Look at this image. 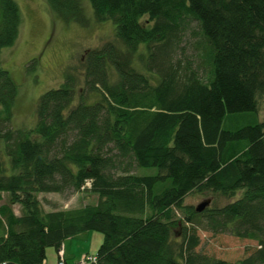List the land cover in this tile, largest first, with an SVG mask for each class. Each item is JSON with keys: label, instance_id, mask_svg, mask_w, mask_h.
Wrapping results in <instances>:
<instances>
[{"label": "trees", "instance_id": "obj_1", "mask_svg": "<svg viewBox=\"0 0 264 264\" xmlns=\"http://www.w3.org/2000/svg\"><path fill=\"white\" fill-rule=\"evenodd\" d=\"M44 1L87 25L81 0ZM88 2L114 40L88 52L84 88L66 72L32 128L0 131V262L43 264L48 248L97 232L98 264H230L195 251L202 230L256 241L238 264H264V0ZM20 24L16 2L0 0V52ZM16 94L0 60V122ZM81 191L96 203L45 212L37 199ZM197 194L227 202L197 212L184 204Z\"/></svg>", "mask_w": 264, "mask_h": 264}, {"label": "rangeland", "instance_id": "obj_2", "mask_svg": "<svg viewBox=\"0 0 264 264\" xmlns=\"http://www.w3.org/2000/svg\"><path fill=\"white\" fill-rule=\"evenodd\" d=\"M14 1L20 11L19 36L13 47L1 50L0 60L2 68L8 71L14 81L17 94L10 122H0L1 132L32 128L36 122L35 108L40 96L63 83L66 72L75 75L76 91L80 92L84 88L88 52L114 40V24L111 21L94 20L88 0H81L88 20L86 26L62 21L44 0ZM193 28L196 29V26L193 25ZM193 54L192 44L186 45L185 56L181 57V61H186L185 58L191 61ZM259 120L264 122V98L259 102ZM2 149L3 143L0 139V159L5 158ZM135 172L150 175L154 174L155 170L136 169ZM50 197L55 199L58 209L64 211L94 205L97 201L96 196L89 192L74 193L70 196L57 193V196ZM206 200H210L208 206H222L227 202L223 198L197 194L187 196L184 204L197 207ZM84 235L86 238L82 240L83 243L74 242V248L77 249L78 246L87 255H94L102 242V235L97 232ZM198 236L199 245L195 249L197 253L230 264H238L258 248L256 241L239 239L227 232L212 233L199 230ZM46 256L52 263L54 249L48 248ZM79 259L80 257L77 260Z\"/></svg>", "mask_w": 264, "mask_h": 264}, {"label": "crops", "instance_id": "obj_3", "mask_svg": "<svg viewBox=\"0 0 264 264\" xmlns=\"http://www.w3.org/2000/svg\"><path fill=\"white\" fill-rule=\"evenodd\" d=\"M4 165L6 167H8V159L4 158ZM7 174H9V172L7 171ZM51 195L53 196H57V193H40L37 195V199L40 201L42 208L45 212H51V211H56V210H63V209H58V205L55 201V199H51L52 197H50ZM59 195V194H58ZM61 195V194H60ZM8 199V196L6 194H2V198L0 200V205H3L4 203H6ZM97 200V198H96ZM12 211L13 214L15 216H20L21 214V207L16 204L12 206ZM4 237V232L2 227L0 226V237ZM85 235H80L77 236L75 238H71V239H67L64 243V251H65V260L67 264H73L75 261H77V259L79 257H81L82 255H85V252H82L81 248H79L78 246H76L77 249L74 248V242H76V244H80L83 243L82 240H84L86 237H84ZM76 240V241H75ZM57 261V257H56V251L54 250V264H56ZM50 263L47 259V256L44 260L43 264H53Z\"/></svg>", "mask_w": 264, "mask_h": 264}, {"label": "built area", "instance_id": "obj_4", "mask_svg": "<svg viewBox=\"0 0 264 264\" xmlns=\"http://www.w3.org/2000/svg\"><path fill=\"white\" fill-rule=\"evenodd\" d=\"M91 183L87 181L81 190L85 188H90ZM57 264H66L63 246L61 245L60 248L57 250ZM0 264H8L7 262L3 261ZM75 264H98L96 256H82L78 262Z\"/></svg>", "mask_w": 264, "mask_h": 264}, {"label": "water", "instance_id": "obj_5", "mask_svg": "<svg viewBox=\"0 0 264 264\" xmlns=\"http://www.w3.org/2000/svg\"><path fill=\"white\" fill-rule=\"evenodd\" d=\"M209 204H210V200H206V201L202 202L200 205H198L196 207V211L197 212L203 211L206 207H208Z\"/></svg>", "mask_w": 264, "mask_h": 264}]
</instances>
